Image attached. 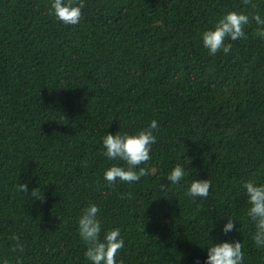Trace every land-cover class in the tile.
Returning a JSON list of instances; mask_svg holds the SVG:
<instances>
[{
    "label": "trees",
    "instance_id": "1",
    "mask_svg": "<svg viewBox=\"0 0 264 264\" xmlns=\"http://www.w3.org/2000/svg\"><path fill=\"white\" fill-rule=\"evenodd\" d=\"M49 3L0 0V257L91 264L76 220L94 202L121 230L124 264H205L210 239L240 240L243 264H264L241 187L264 182V40L251 20L264 0H83L77 25ZM228 10L249 14L245 36L211 55L199 34ZM152 119L138 166L149 174L108 185L102 136ZM177 162L211 180L207 197L189 199L183 180L160 191Z\"/></svg>",
    "mask_w": 264,
    "mask_h": 264
},
{
    "label": "clouds",
    "instance_id": "2",
    "mask_svg": "<svg viewBox=\"0 0 264 264\" xmlns=\"http://www.w3.org/2000/svg\"><path fill=\"white\" fill-rule=\"evenodd\" d=\"M82 8L83 0H50L48 12L65 25H77L82 18ZM251 20L257 25L256 34L264 40V16L259 12H252ZM249 22L250 17L246 12L228 10L220 15L211 27H206L200 32L201 42L211 55L221 50L228 53L232 45L226 41L244 37L243 29ZM158 129L156 119H152L141 129L105 132L101 138L103 155L109 161H113L103 171L104 180L108 185L111 186L117 181L132 183L149 174V169L138 166L149 160L151 146L157 139L154 133ZM189 176L190 173L184 164L177 162L164 176L169 183H161L159 189L161 192H167L173 185H179L183 180L186 185L185 195L189 199L207 197L211 180L197 178L196 175L188 179ZM241 187L247 197L246 216L254 227L251 239L257 249L264 250V182L248 179ZM18 190L28 193L27 183L20 182ZM30 194L36 196V187L31 189ZM98 213L99 206L89 202L76 220L78 235L85 245L84 257L91 264H124L123 259L118 258L120 250L125 248L120 228H105ZM226 216L228 218L222 224L221 232L227 235L234 230L236 219L231 214ZM12 239L16 241V248H22L18 235L13 234ZM204 245H207L205 264H243L244 253L240 240L224 239L212 242L210 239ZM0 264H9V261L0 257ZM17 264H22L19 257Z\"/></svg>",
    "mask_w": 264,
    "mask_h": 264
}]
</instances>
